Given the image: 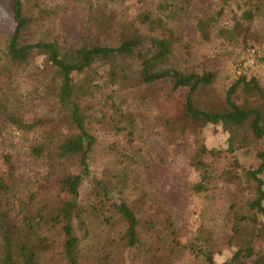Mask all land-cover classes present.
<instances>
[{
	"label": "trees",
	"instance_id": "trees-1",
	"mask_svg": "<svg viewBox=\"0 0 264 264\" xmlns=\"http://www.w3.org/2000/svg\"><path fill=\"white\" fill-rule=\"evenodd\" d=\"M177 1L159 0L156 9L171 14L178 7ZM220 1L222 7L215 15L196 20L202 40L209 39V30L215 29L224 7L231 1L239 4L238 0ZM2 2L10 5L12 26L10 33L0 31V42H5L0 48V138L8 128L32 136L28 146L31 158L48 166V176L61 172V178L57 206L34 208L33 194L16 197L11 192L15 169L10 153L2 156L6 169L0 170V264H59L63 257L66 264H123L128 252L138 253L132 254V259L138 260L174 258L183 245L173 223L168 217L163 219L164 211L156 208L157 217L151 215L144 221L137 215L141 209L149 212L147 209L152 205L147 189L130 177L133 164L140 162L142 156L140 150L133 149L135 115L127 110L128 106L123 109L125 103L121 104L117 98L119 91L141 84L145 88L168 84L171 91L187 89L184 117L199 129L215 127L225 135L224 150L208 148L201 140L197 142L192 166L199 179L192 188L194 193L210 191L209 182L214 179L231 175L233 181L241 177L237 173L232 175L231 168L212 173L213 164L205 159L215 161L228 156L230 165L237 166V152L246 154L249 150L259 160L257 168L242 172L252 193L245 201V211L230 207L231 238H241L244 224L255 223L258 216L264 219V150L257 149L264 142V110L237 101L239 93L246 90L264 102V87L258 84L252 70L264 64V48L261 55L247 54V49L264 45V40L244 43L234 66L235 79L225 90L219 109H212L204 106L210 105L209 102L196 103L195 95L213 85L215 73L205 69L187 72L173 64L174 45L180 39L161 17L142 12L136 21L146 26L147 35L127 23L128 31L115 45H108L99 42L91 31L94 25L103 26L110 20L103 5L89 14V25L78 39L60 42L50 31L40 32L39 37L32 31L34 27H50L54 11L44 10L35 15L29 11L39 8L36 2L30 7L23 0ZM242 7L230 29L220 28L216 32L218 40L238 43L241 36L247 39L249 26L264 6L257 0H244L239 8ZM99 69L104 71L101 73ZM19 73L32 79L37 96L45 95L49 102H55V115L43 114L25 121L20 109L11 102L12 84L3 83L8 79L13 82L14 75ZM104 90L107 91L102 93ZM90 127L115 137L109 150L116 162L101 170L90 192L93 198L82 205L80 188L92 177L90 156L97 139ZM246 211L249 213L244 214ZM96 217V223L90 220ZM77 219L81 220V234L74 223ZM192 252L195 256L204 255L205 261L213 264L210 251L200 247ZM251 256L249 245L242 244L223 264H239ZM263 260L258 259L256 264Z\"/></svg>",
	"mask_w": 264,
	"mask_h": 264
},
{
	"label": "rangeland",
	"instance_id": "rangeland-1",
	"mask_svg": "<svg viewBox=\"0 0 264 264\" xmlns=\"http://www.w3.org/2000/svg\"><path fill=\"white\" fill-rule=\"evenodd\" d=\"M26 5L35 2L39 8L29 11L35 15L46 11H54V22L50 27H34L35 35L40 32L50 31L53 37L60 42L63 39L75 41L88 27V17L96 12L99 7L106 6L110 20L103 26L94 25L93 36L104 44L115 45L121 35L126 33L131 23L147 35L146 26L139 24L136 17L148 11L153 17H161L164 24L173 31L180 41L174 45L172 62L178 69L184 71H201L203 69L215 73V80L211 87L202 88L195 95L196 103L209 102L204 105L212 109H219L227 87L234 81V66L243 51L244 43L253 40H264V10L262 9L251 23L248 34L238 43L223 42L217 39L216 32L220 28L230 29L234 17H238L243 7L244 0L231 1L223 8L221 17L216 20L215 29L209 30L208 40H202L195 23L196 20L206 15H215L222 7L220 0H178V7L173 13H161L156 5L159 0H23ZM264 6V0H257ZM104 3V4H103ZM239 5V6H237ZM11 8L7 3H0V31L11 32ZM154 33V32H153ZM155 34V33H154ZM244 42H243V41ZM5 42H0V48ZM183 48V50L181 49ZM185 48V49H184ZM1 54V51H0ZM1 63V60H0ZM136 65V64H135ZM102 73L104 70L99 69ZM256 74L258 84L264 87V64L252 69ZM11 102L22 112L25 121L43 114L55 115V102H49L45 95L37 96L33 91L32 79L15 74ZM15 81V84H13ZM6 84L5 85L6 87ZM128 86V85H127ZM8 88V89H9ZM135 89L119 91L117 101L134 113L136 121L134 150H140L142 160L133 164L130 177L147 189L148 200L152 207L137 211L138 217L144 221L146 218L157 217L158 210L164 211L163 219L168 217L176 227L181 244L173 259H149L137 257L132 259L128 252L126 262L123 264H208L204 255L195 254L192 250L202 247L210 251L213 264H223L229 261L236 248L247 244L252 250L250 258L242 259L239 264H256L258 259L264 258V219L256 216V222L244 224L239 236L231 238L230 207L235 211H245L244 205L251 197L252 188L242 176L243 171L257 168L259 160L254 153L246 154L237 152V166L230 165L231 158L224 156L222 159H205L206 163L213 164L212 173L219 174L223 170L232 169V175L237 173L238 180L230 178L214 179L209 182L212 187L204 194H196L192 188L199 179V174L192 166L196 157L197 142L202 141L208 148L224 150L226 148L225 135L220 129L206 127L199 129L197 125L184 117V103L187 89L171 91L170 85L160 84L155 87L145 88L142 84ZM107 90L102 91V93ZM43 94V93H42ZM256 100V102H255ZM253 93L241 91L237 96L238 103H246L263 107L264 102L257 101ZM243 101V102H240ZM52 107V108H51ZM264 113V111H263ZM96 136V145L90 156L92 177L84 181L80 188V202L87 205L93 198L91 190L95 186V178L106 166H114L116 160L110 153V147L115 139L111 134L90 127ZM32 136H24L11 128L6 129L0 138V170L6 169L3 155H11L14 165V180L11 192L17 194L31 193L34 195V208L57 206L60 185L58 180L61 172L48 176V166L41 161H34L29 155L28 146ZM133 144V145H134ZM257 149L264 150L261 141ZM47 176L49 178H47ZM209 186V187H210ZM65 195V193H63ZM264 206V201H263ZM159 207V208H158ZM157 208V209H156ZM246 211L244 214H248ZM255 215L254 213H250ZM242 215V214H241ZM96 223L95 219H90ZM77 233H83L79 228L80 219L74 221ZM231 240V244L230 241ZM165 260V261H163ZM63 257L59 264H66ZM236 264V263H234ZM261 264H264V260Z\"/></svg>",
	"mask_w": 264,
	"mask_h": 264
},
{
	"label": "built area",
	"instance_id": "built-area-1",
	"mask_svg": "<svg viewBox=\"0 0 264 264\" xmlns=\"http://www.w3.org/2000/svg\"><path fill=\"white\" fill-rule=\"evenodd\" d=\"M263 48H264V45H257V46L251 47V48L247 49V52H248L247 54L249 56H253L255 53L258 55H261ZM252 62H253V60L251 59L250 63H252Z\"/></svg>",
	"mask_w": 264,
	"mask_h": 264
}]
</instances>
